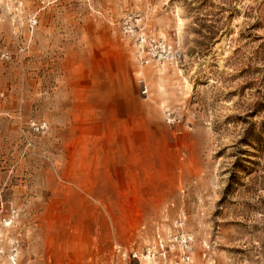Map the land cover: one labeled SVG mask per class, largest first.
<instances>
[{
  "label": "rangeland",
  "instance_id": "374dc122",
  "mask_svg": "<svg viewBox=\"0 0 264 264\" xmlns=\"http://www.w3.org/2000/svg\"><path fill=\"white\" fill-rule=\"evenodd\" d=\"M0 264H264V0H0Z\"/></svg>",
  "mask_w": 264,
  "mask_h": 264
},
{
  "label": "built area",
  "instance_id": "2783aa9c",
  "mask_svg": "<svg viewBox=\"0 0 264 264\" xmlns=\"http://www.w3.org/2000/svg\"><path fill=\"white\" fill-rule=\"evenodd\" d=\"M139 20V16L128 13L122 20L121 29L125 35L136 38L137 53L141 54L139 56L141 61H146L149 58L163 60L173 58L175 53L164 42L156 40L152 36H144V32L141 31L139 26ZM145 56L148 58L144 59Z\"/></svg>",
  "mask_w": 264,
  "mask_h": 264
}]
</instances>
